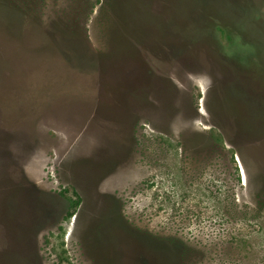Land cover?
Listing matches in <instances>:
<instances>
[{
  "label": "rangeland",
  "instance_id": "rangeland-1",
  "mask_svg": "<svg viewBox=\"0 0 264 264\" xmlns=\"http://www.w3.org/2000/svg\"><path fill=\"white\" fill-rule=\"evenodd\" d=\"M204 1L0 0V264H264V134L229 101L264 102V0Z\"/></svg>",
  "mask_w": 264,
  "mask_h": 264
},
{
  "label": "trees",
  "instance_id": "trees-1",
  "mask_svg": "<svg viewBox=\"0 0 264 264\" xmlns=\"http://www.w3.org/2000/svg\"><path fill=\"white\" fill-rule=\"evenodd\" d=\"M210 0H206L204 1V3H202V6H203V9L204 7H210V9L214 12H219L217 13L216 15L214 13H210L208 12V18L209 20L210 19H216V16L219 18L220 16L222 17L223 15L227 18H229L228 20L230 21H233L234 24H236V26L238 25H241L243 24L244 21L240 20H235L233 18V14L234 12L231 11L232 10H240L242 9L243 10V6H240V5H235V7H233V4H230L229 2L223 4L222 2H216V0H212L211 2H209ZM244 2L245 3H248L247 0L246 1H243L242 5H244ZM249 4V3H248ZM208 5V6H207ZM245 6V5H244ZM247 7V6H246ZM236 8V9H235ZM201 9V10H203ZM244 11V10H243ZM192 12V10H190V13ZM199 13H201L199 11ZM194 17V16H193ZM208 22V21H207ZM209 23V22H208ZM233 24V25H234ZM244 25V24H243ZM234 29V28H233ZM238 37L240 38V40L242 42H245L242 46V48H238L239 49V52H241V49H243L244 47H247L249 49L251 48H255L256 49V46H254L255 44V40L254 38H252L251 36H248L244 30H238L237 31L235 30L234 31ZM229 50H225L223 52H225L227 55H236V56H242V60L246 61L247 62V65L249 67H253L254 65L256 66L257 64V68L259 66V63H257V60L256 62H254L252 59H249L250 61H248V56L245 54V53H242L243 55H239V54H233L232 53V48H227ZM221 50V49H220ZM243 51V50H242ZM260 51H263V49H260ZM234 52V50H233ZM258 53V52H257ZM251 61H253L254 65L252 66L251 64ZM259 61V60H258ZM245 62V63H246ZM251 64H250V63ZM259 69H261V71L263 70L262 68L259 67ZM259 69H255V74H248L250 77L253 75V80L255 79V77H260L261 75V71ZM249 71V70H248ZM250 72V71H249ZM252 78V77H251ZM261 78H264V74L263 76H261ZM243 80V79H242ZM252 79H246V80H243V81H235L234 83L231 84V82H229V85L232 86V92H233V96L229 97V101L232 105V109L231 111L234 112H237V111H240V114H241V120H242V123L244 122V125L246 126V128H248L249 130H256L257 133H264V127L260 125V122H264V112L263 113H258V108L260 107H264V102L261 103L260 99L258 96H256L255 100H253V97L251 96V93L250 91H248V89L250 88V85L252 86L253 82L251 81ZM252 83V84H251ZM255 83V81H254ZM245 86H246V91H245ZM229 87V86H228ZM241 88H244V91H242ZM250 90V89H249ZM261 110V108H260ZM182 264H186L188 261H187V258L181 256L180 258Z\"/></svg>",
  "mask_w": 264,
  "mask_h": 264
},
{
  "label": "flooded vegetation",
  "instance_id": "flooded-vegetation-1",
  "mask_svg": "<svg viewBox=\"0 0 264 264\" xmlns=\"http://www.w3.org/2000/svg\"><path fill=\"white\" fill-rule=\"evenodd\" d=\"M237 80H238V81H243V80L240 79V78H239V79H232L233 82H235V81H237ZM244 80H246V79H244ZM230 81H231V79H230ZM254 81H255L254 86H256V87L258 86V87L260 88V85H262V86L264 85V78H261V77H257V78H256V77H255ZM259 84H260V85H259ZM260 89H261V88H260ZM255 98H256V97H255ZM260 108H261V110H260ZM257 110H258V113H259V114H260V113H263V112H264V107H261V106H260ZM260 125L264 127V122H260ZM263 134H264V133H263Z\"/></svg>",
  "mask_w": 264,
  "mask_h": 264
}]
</instances>
